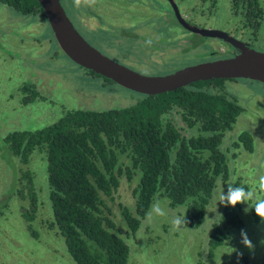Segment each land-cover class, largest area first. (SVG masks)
<instances>
[{
  "label": "rangeland",
  "instance_id": "1",
  "mask_svg": "<svg viewBox=\"0 0 264 264\" xmlns=\"http://www.w3.org/2000/svg\"><path fill=\"white\" fill-rule=\"evenodd\" d=\"M61 2L86 40L112 59L144 74L165 75L203 61L227 57L218 51V45L226 44V41L186 30L175 19L167 0H96L91 7L86 5L92 0H82L84 5L79 8L74 6V0ZM175 2L184 14L196 7L199 0ZM261 3L264 7V0ZM91 9L105 17L112 28L87 22L84 13ZM200 9L190 11L192 18L198 19L193 21L196 25L225 31L238 39L250 37L248 33L243 35L238 31L236 26L241 25V20L233 13L231 0H218L212 15H204ZM198 14H202V18ZM251 36L253 40L248 46L264 52V18L261 28ZM180 39L185 42H181L182 47L178 49ZM151 49H163L166 53H151ZM205 52L208 53L202 55ZM143 63L147 66H138ZM26 84L40 95L31 103L20 105L21 100L28 97L24 90ZM225 90L243 107L221 145L228 155L231 146L236 157H229V178L219 181L200 225L187 224L181 230H175L172 219L184 216L186 206L172 207L163 198L154 204L159 202L167 215L149 220L153 204L139 229L131 232L123 208L136 215L133 190L139 184L141 173L136 171L131 182L126 177L121 178L115 202L109 206L110 217L130 248L128 264H264V245L260 243L264 240V221L256 215L251 201L239 203L241 225L225 228L228 238L224 244L215 250L210 245L213 229L221 222L227 204L217 200L218 194L223 190L226 197L230 182L234 181L233 188L238 185L245 191L254 190L258 197L264 198V191L258 187L260 177L264 176V82L236 78L225 82ZM142 98L141 93L96 76L74 62L56 42L44 14H23L0 2V135L43 128L55 122L66 110L119 109L134 105ZM246 131L253 139L252 151L243 146L233 148L231 144ZM193 132H196L195 128ZM0 157V202L5 205V214L0 219V264H78L59 230L50 225L53 209L46 154L35 150L30 161L23 163L15 155L8 156V152L0 147ZM24 172L34 175L38 193L37 218L32 222L23 215L24 210L30 208L31 200L19 192L24 190ZM241 230L255 245L254 253L241 243ZM233 248L243 253L239 260Z\"/></svg>",
  "mask_w": 264,
  "mask_h": 264
},
{
  "label": "trees",
  "instance_id": "2",
  "mask_svg": "<svg viewBox=\"0 0 264 264\" xmlns=\"http://www.w3.org/2000/svg\"><path fill=\"white\" fill-rule=\"evenodd\" d=\"M204 1L214 7L218 0ZM0 2L20 13L47 18L38 0ZM231 4L244 17L245 26H251L254 33L261 28V0H231ZM227 80H200L164 93L142 94L134 105L119 109L66 110L43 128L7 135L12 153L23 163L30 161L35 150L46 154L53 209L50 225L59 230L78 264H128L130 248L110 217L109 203L115 202L121 178L131 182L136 171L141 173L133 190L136 215L123 208L131 232L139 229L154 202L163 198L172 207L186 206L188 225L204 221L219 181L230 175L229 156L221 147L223 138L243 111L227 95ZM26 85L30 96L24 101L28 104L39 96ZM185 128L192 132L185 133ZM238 141L252 149L249 132L241 133ZM22 177L21 195L31 200V208L23 215L32 222L38 209L34 175L24 172ZM228 225H241L239 210L231 204L224 206L221 222L213 229L212 249L224 244Z\"/></svg>",
  "mask_w": 264,
  "mask_h": 264
},
{
  "label": "water",
  "instance_id": "3",
  "mask_svg": "<svg viewBox=\"0 0 264 264\" xmlns=\"http://www.w3.org/2000/svg\"><path fill=\"white\" fill-rule=\"evenodd\" d=\"M38 1L58 44L74 62L134 91L154 95L213 78H251L264 82V52L250 48L225 31L191 26L175 3L176 16L185 28L204 36L225 39L238 52L229 58L188 66L170 74L146 75L115 61L91 45L76 28L61 0Z\"/></svg>",
  "mask_w": 264,
  "mask_h": 264
},
{
  "label": "flooded vegetation",
  "instance_id": "4",
  "mask_svg": "<svg viewBox=\"0 0 264 264\" xmlns=\"http://www.w3.org/2000/svg\"><path fill=\"white\" fill-rule=\"evenodd\" d=\"M170 4H171V6H172V13H173V15L175 16V19L177 20V22L180 24V25H182L180 22H179V20H178V18H177V16H176V13H175V10H174V6H173V3H175L176 5H177V7H178V9H179V11H180V8H179V6H178V4L175 2V0H167ZM217 3H218V1H217ZM217 3H216V5L214 6V7H212V5H211V3H210V1H204V0H199V3L196 5V7H192V8H190V9H188L187 10V12H184V14L180 11V13H181V16L191 25V26H194V27H200L199 25H196L193 21H198V19H196V18H192V16L190 15V11H193V12H195L196 10H199V8H201L200 10L201 11H204L205 13H204V15H212L213 13H214V9H215V7L217 6ZM200 4L201 5H203V6H200ZM262 4V3H261ZM231 6H232V4H231ZM263 6V5H262ZM92 11H90V12H88V11H85V13H84V18H85V20L87 21V22H89V23H93V24H97V25H105V26H107L108 28H112V27H110L109 26V24H107L106 23V21H107V19L105 18V17H103L102 15H100V14H97V12H96V10L95 9H91ZM232 11H233V9H232ZM233 13L235 14V15H237L238 17H240V20H241V25H238V26H236L237 27V29H238V31L239 32H242V34L243 35H245V33H248L249 35H250V37H245V36H243L242 38H239V40H241L242 42H244L246 45H248L249 43H250V45H251V42H250V40H253V36H251V34H256V33H254L253 32V30H251V26H249V25H247L246 24V26H248L249 28H247L246 26H245V23H244V17L241 15V14H237L236 13V11H233ZM247 14V13H246ZM201 15L202 14H198V16L200 17V18H202L201 17ZM90 16V17H89ZM243 17V18H242ZM245 18H246V16H245ZM48 19V18H47ZM107 24V25H106ZM75 25V24H74ZM76 26V25H75ZM183 26V25H182ZM184 27V26H183ZM251 27V28H250ZM77 28V27H76ZM185 28V27H184ZM200 28H204V27H200ZM186 30H188L189 32H192V33H195V34H199V33H196V32H194L193 30H190V29H188V28H185ZM206 29H208V28H206ZM79 30V29H78ZM79 32H80V30H79ZM238 32V33H239ZM228 34H230V33H228ZM199 35H201V34H199ZM231 35V34H230ZM202 36H204V35H202ZM204 37H209V36H204ZM211 37V36H210ZM234 37V36H233ZM212 38V37H211ZM213 38H218V37H213ZM236 38V37H235ZM219 39H222V38H219ZM238 39V38H237ZM222 40H224V41H226L227 43L225 44H221V45H218V51L219 52H222V53H224L225 55H227V57H224V58H229V57H232V56H234L238 51H237V49L235 48V47H233L232 45H231V43H229L227 40H225V39H222ZM88 41V40H87ZM89 42V41H88ZM181 42H185V41H183V40H181L180 39V42L177 44L178 46H179V48L178 49H180L182 46H181ZM90 43V42H89ZM122 43V42H121ZM90 44H92V43H90ZM93 45V44H92ZM60 46V45H59ZM94 47H95V45H94ZM95 48H97V47H95ZM99 49V48H98ZM100 50V49H99ZM139 51H142V52H144L143 50H141V49H138ZM102 51V50H101ZM158 53V54H161V53H163V54H165L166 53V51L165 50H163V49H160L159 51L158 50H152L151 49V53ZM102 53H104L103 51H102ZM167 53H169V52H167ZM208 52H205V53H203L202 55H205V54H207ZM105 55H107V54H105ZM108 56V55H107ZM110 57V56H109ZM111 58V57H110ZM224 58H221V59H224ZM115 60V59H114ZM214 60H217V59H214ZM214 60H209V61H214ZM116 61V60H115ZM209 61H203V62H201V63H205V62H209ZM117 62H119V63H121L120 61H117ZM129 62V61H128ZM121 64H123V65H125V66H127V64H125V63H121ZM198 64H200V63H198ZM196 65V64H195ZM138 66H140V67H146L147 66V64H145V63H143V64H138ZM128 67V66H127ZM130 68V67H129ZM132 69V68H131ZM182 69V68H181ZM134 70V69H133ZM177 70H179V69H177ZM177 70H175V71H177ZM136 71V70H135ZM174 71V72H175ZM141 73V72H140ZM171 73H173V72H171ZM144 74V73H143ZM168 74V73H167ZM170 74V73H169ZM146 75H152V74H146ZM166 75V74H165ZM228 80H233V79H236V78H227ZM113 81V80H112ZM26 87V86H25ZM38 92V91H37ZM140 93V92H139ZM27 95H25V96H29V94L28 93H26ZM141 94H145V93H141ZM38 95H40L39 93H38ZM29 104V103H28ZM20 105H27V103L24 101V98L21 100V103H20ZM186 129H188V128H185L184 129V131L186 130ZM10 133V132H9ZM9 133H6V134H3V135H0V147L2 148V149H5V151L6 152H8V156H10V154L11 155H14L13 153H12V150H11V148H10V145H9V142H6V137H7V135L9 134ZM185 133H187L186 131H185ZM188 134V133H187ZM239 141L237 140V141H235L234 143H232L231 145H233V148H242V146L246 149V150H248V151H252V149H253V146H252V149H249V148H246V146L241 142H239ZM238 143V144H237ZM228 152H229V157H236V154L235 153H233V151H232V148H231V146H230V148H228ZM34 153V152H33ZM32 153V154H33ZM32 154H31V156H32ZM16 156V155H15ZM31 156H30V159H31ZM16 157H18V156H16ZM19 158V157H18ZM20 159V158H19ZM229 160H230V158H229ZM20 161H21V159H20ZM22 162V161H21ZM1 165H2V161H1V157H0V170H1ZM33 175V174H32ZM0 176H1V172H0ZM34 182H35V184H36V181H35V178H34ZM236 187H238L237 185H236ZM20 193H21V191H19ZM18 192V193H19ZM36 192H37V190H36ZM22 196V195H21ZM27 198V197H26ZM37 198H38V193H37ZM0 205H3V206H0V219L3 217V215L5 214V205L2 203V202H0ZM30 205V204H29ZM236 206V208H237V210H239V203L238 204H236L235 205ZM38 207H39V204H38ZM31 208V207H30ZM30 208H28V209H30ZM36 214H37V212H36ZM36 218H37V215H36ZM190 226V225H189ZM229 226H234V225H228L227 227H229ZM226 227V228H227ZM55 228V227H54ZM221 246V245H220ZM219 247V246H218ZM217 248V247H216ZM216 248H214L213 250H215ZM211 254L213 255L214 254V252L212 251L211 252Z\"/></svg>",
  "mask_w": 264,
  "mask_h": 264
},
{
  "label": "clouds",
  "instance_id": "5",
  "mask_svg": "<svg viewBox=\"0 0 264 264\" xmlns=\"http://www.w3.org/2000/svg\"><path fill=\"white\" fill-rule=\"evenodd\" d=\"M96 3V0H92L91 3H88L86 6L91 7ZM82 5V0H74V6L79 8ZM147 43H151V41H148ZM234 182V181H233ZM229 183V190L228 195L225 197L223 194V190L219 192L218 194V201L220 203H227L231 204L233 207L237 203H244V202H253L252 206L255 208L256 215H258L262 221H264V198H260L257 196L256 192L254 190H248L245 191L242 187H232V183ZM259 190L264 191V176H261L259 179L258 184ZM245 211H248V209H245ZM167 213L165 210L161 207L160 203L157 202L153 205L150 213L148 214V219L151 220L154 216H166ZM188 221L184 216H174L172 219V227L175 230H181L183 227L187 226ZM242 235V241L243 243L251 252L254 253L255 251V245L253 242L248 238L247 233L244 230H241ZM261 245H264V240H261ZM234 249V248H233ZM234 251H237L234 249ZM243 256L242 252L237 251V259L239 260L240 257Z\"/></svg>",
  "mask_w": 264,
  "mask_h": 264
}]
</instances>
